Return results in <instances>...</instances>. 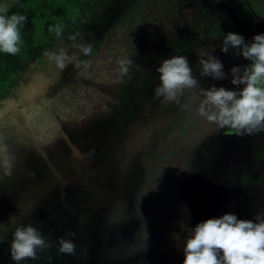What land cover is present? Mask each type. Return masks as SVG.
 <instances>
[{"label": "rangeland", "instance_id": "374dc122", "mask_svg": "<svg viewBox=\"0 0 264 264\" xmlns=\"http://www.w3.org/2000/svg\"><path fill=\"white\" fill-rule=\"evenodd\" d=\"M254 1L264 5V0ZM18 2L0 0V5L11 9ZM240 6V0H102L70 35L47 45L39 59L31 55L20 59L23 69L13 75L11 89L0 91V143L14 157L10 176L0 167V225H20L24 212L29 211L26 220L51 244L38 251L37 259L20 264H100L97 259L104 251L110 252L101 255L106 264H167L173 260L176 253L170 250L183 246L180 223V234L166 233L167 218L156 213L154 224L147 226L142 220L145 230L140 241L141 232L136 231L140 224L126 214L133 211L129 203H136L133 185L145 178L142 168L150 162L149 155L160 145L162 150L172 147L175 136H189L192 141L187 125L203 128L199 132L202 140L171 157L175 169L183 162L189 165L183 174L187 181L174 188L176 202H186V210L183 208L177 220L194 227L203 216L200 203L205 206L216 199L211 211L217 208L241 219L246 213V196L253 204L264 200L263 138L257 133L240 137L227 129L218 130L196 113L203 99L201 88L238 91L243 87L233 86L230 76L224 80L200 77L198 65V56L205 49L221 61L226 74L234 66L250 63L234 56L232 49L228 53L219 50L223 35L229 32L242 35L245 42L264 34V13L256 17L257 23ZM79 44L92 45L90 56H79L89 62L87 69L69 64L61 71L44 55L61 47L72 54L77 52L73 45ZM180 55L187 57L199 88L185 90L176 101L164 103L154 94L159 84L156 69L164 59ZM125 58L133 63L122 74L117 62ZM59 77L62 81L57 83ZM169 136L173 137L170 145L163 142ZM74 164L87 172L89 183L71 188L65 180L57 182ZM24 171L34 187L23 185L28 180L19 178ZM251 171L255 183L246 181ZM7 182L13 189L10 194L5 190ZM7 195L12 201H6ZM259 208L262 211L264 203ZM149 209L146 216L152 214ZM259 211L254 210L255 216ZM112 221L117 223L109 226ZM95 230L104 232L101 235ZM107 231L114 236L109 243ZM68 232L75 236H67ZM12 234L0 244V264H15L9 255ZM61 237L75 243L72 258L58 253ZM86 241L87 246L100 247L84 258L81 247ZM174 264H182V260H174Z\"/></svg>", "mask_w": 264, "mask_h": 264}, {"label": "clouds", "instance_id": "9594fccd", "mask_svg": "<svg viewBox=\"0 0 264 264\" xmlns=\"http://www.w3.org/2000/svg\"><path fill=\"white\" fill-rule=\"evenodd\" d=\"M26 20L25 15H9L8 7L0 5V53L17 55L21 51V29ZM49 31L59 37L62 29L56 25ZM71 39L75 40L76 37ZM73 46L77 52L72 54L61 47L44 55L61 71L69 64L87 69L89 62L80 60L79 56H90L92 45ZM229 49L233 50L234 56H240L250 63L234 66L226 74L221 61L205 49L198 56L199 76L211 77L213 80H224L230 76V83L237 88L242 85V89L233 91L216 86L207 90L201 88L203 99L196 113L214 124L218 130L227 129L236 136L264 132V34L254 35L250 42H245L244 37L237 33L224 34L219 50L228 53ZM117 63L121 73L127 74L133 62L125 58ZM156 71L159 84L154 94L162 98L164 103L176 101L185 90L199 88V82L184 55L164 59ZM13 161L14 157L8 155L7 145L0 143V167L4 169L5 176L11 175ZM182 230L186 233L182 246V264H264V218L257 217L254 222L237 219L234 214H224L219 218L199 222L191 228L183 225ZM66 235L74 237L75 233L68 232ZM175 239L178 240L179 236ZM49 247V240L36 227L21 224L12 234L9 255L15 264H20L24 260L37 259L38 251ZM75 250L76 245L72 239H58L59 254L74 255Z\"/></svg>", "mask_w": 264, "mask_h": 264}, {"label": "flooded vegetation", "instance_id": "af4514ba", "mask_svg": "<svg viewBox=\"0 0 264 264\" xmlns=\"http://www.w3.org/2000/svg\"><path fill=\"white\" fill-rule=\"evenodd\" d=\"M13 94H15V92ZM16 97H17V95H16ZM17 99H19V98L17 97ZM188 127L191 130L188 134H190L192 141H190L188 139L189 136L179 137L180 136L179 135V136H175V139H173L172 136H169L167 141H163V142L170 145V141L173 139L172 147H169V149H163L162 150V147H161L162 145H160L159 148L157 149V151L155 152V154L149 155L148 159L150 162H148L147 166L142 168L144 171L143 174L146 175L145 178L142 179L140 185H136L135 187L133 185V188H134L133 191L136 194V203H133V201L130 200L129 203H131V207H132L133 211L131 210V213H127L126 217L133 216L134 218L137 219L138 224L141 225V226L139 225L137 230H136L137 232H141L142 237H141L140 241H142L144 239L143 233L145 230V226L141 224L142 220L146 221L147 226L152 225L155 223L154 219H155L156 213L161 214V216L164 215L167 218V221H166L167 225L166 226H168V229H165V230H167L166 233L167 232L177 233V232H179L177 225L181 224V226H183L186 223V221L184 222V221H182V219H178V220L176 219L177 218L176 216L181 214L183 208L186 210V202L183 200V202H181L182 206L180 205L179 201L176 202L177 200L175 199L174 188H176L178 186V184H181L182 180H184L183 174H185V170H186L185 168L189 169V165L185 164L183 162L181 168L175 169L174 166H172V164H171L172 163L171 157L172 156L173 157L178 156L177 154L182 152L187 147V145L189 146V144H191L193 141L197 142L198 139L202 140L201 137H199L201 134L199 132L201 130H203V128L199 129L193 125H190V126L187 125V128ZM196 144H198V142ZM150 145H151V143H149L148 148L150 149V151H152ZM148 148H146L147 151H149ZM186 150H187V148H186ZM159 154H161L160 158H158ZM182 161H183V159H182ZM194 168L196 169V166ZM167 170H169L171 172L167 174ZM197 171H199V170L197 169ZM252 171L249 172V174L247 173V175L250 177L247 178V180H246V181L251 182V183L253 181H255L254 180L255 176L253 175ZM26 173L27 172H25V171L23 173H21V177H19V178H21V180H23V178H28V176H25ZM136 175L137 174L135 173L134 176H136ZM187 179L188 178H186L185 180L187 181ZM134 182H135V180H134ZM169 182L170 183L173 182V185L170 186L168 184ZM143 183H145V186H142ZM253 183H255V182H253ZM6 185L7 186H6L5 190L8 191V192L6 191L7 194H10V191L13 190L12 186L8 182L6 183ZM23 185H26V188L34 187V186H31V183L29 182V178H28L27 182H25ZM22 186L19 185L18 187L21 188ZM172 188H173V191H172ZM26 196L27 195H24V197H26ZM124 196L125 195H123V198H124ZM140 196H141V198H140ZM6 198H7L6 201H10V200L12 201L11 195L10 196L7 195ZM229 198L231 201L232 195H230ZM128 200L129 199H126L125 202H127ZM244 200H245L244 201V204H245L244 209L246 208V213H245V217L241 218L242 220H253L255 222V218L257 216H259L260 218H264V209L262 211H259L260 204L264 203L263 198L261 200V203L257 202V204H255V203L253 204V201L251 200V198H249V196H246L244 198ZM220 201H222L223 203L225 202L224 199H221ZM217 203H218V199H216V201H213V202L205 203L206 204L205 206L203 205V203H200L201 206L199 208H200L201 212H199V214H201L203 212V214H201L203 216L201 218L198 215L199 220H200L199 222H202V220L205 221L204 219L207 220V219H212V218H219L225 214L223 211H221L220 209H217V208H214L211 211V209H212V208H210L211 205H217ZM149 206L152 209V214H148L146 216V214L148 212L151 213ZM254 210H258L259 215L255 216ZM28 213H29V211L24 212V215L22 216V218H24L23 219L24 222H21V224H24V225L31 224L30 221L26 220L27 218H29L28 216L30 215V214L28 215ZM183 213H184V211H183ZM185 216H187L188 218L192 217L190 215H185ZM196 216H197V214H196ZM22 218H20V219L22 220ZM8 219H9V217H7V219H5V220H8ZM172 219L174 221L173 224L171 223ZM11 223L13 225L12 224L9 225L6 222V223L2 224L3 227H0V244L8 239L7 237H9V235L12 234L11 233L12 230H15L16 227L21 225V224L18 225L16 222H11ZM54 223H56V222H53L51 225H53ZM113 224H116V223H112V222L110 223V225H113ZM174 224H175V226H174ZM139 227L142 229L140 230ZM180 232L182 234L181 239L182 238L184 239L186 236V233L183 232V230H181ZM177 234H180V233H177ZM112 235H113V233H112ZM159 243H162V241L159 240ZM83 247L84 246L82 245V247H81L82 250H83ZM99 247L100 246H96V245L93 246L94 249H98ZM180 248L181 247L179 245V248L176 247V248L170 250V252L176 253V256L171 261H170V259L167 260V264H174V260H180V261L182 260L183 261V259H184L183 251L180 250ZM76 250H77V248H76ZM82 253H83V251H82ZM103 253L104 252H102V253L100 252V255L98 256V260H99L100 264L104 263V261L101 259V255ZM83 254L85 255V253H83ZM72 257H73V255L71 256V258ZM83 257H85V256H83ZM110 263H111V261L108 262V264H110ZM104 264H106V263H104Z\"/></svg>", "mask_w": 264, "mask_h": 264}, {"label": "trees", "instance_id": "16d2710c", "mask_svg": "<svg viewBox=\"0 0 264 264\" xmlns=\"http://www.w3.org/2000/svg\"><path fill=\"white\" fill-rule=\"evenodd\" d=\"M101 1L102 0H19L18 4L8 9L9 15L12 13L25 15L27 20L21 29V38L23 40L21 51L17 55L0 53V91L11 89V79L13 75L17 71L23 69L19 64L22 57L31 55L34 59H39L43 55L47 45L59 43L70 35L72 31L80 26L81 20L87 12L95 10L96 6H98ZM240 3L241 11L247 14L251 18V21H257L258 23L259 20H257L256 17H260V15L264 13V5L258 6L254 0H240ZM239 17L240 15L237 16L236 20H239ZM56 25H60L62 29L59 37L56 36L55 32L49 31L50 28ZM229 79H231V77ZM58 81H62L60 77L57 83ZM257 135L261 136L263 139L260 140L264 142V132H261V135L257 133ZM76 165L77 164H74L73 169H69V171H71L69 174H64L67 177L63 176V178L57 180V182L65 180L69 183L71 188L85 183L88 184L89 177H87V172L85 170H77L79 168H77ZM112 223L117 222L112 221ZM88 224L91 225L90 223ZM108 225L110 226V222ZM95 232L97 234L99 233L98 230H95ZM100 232L99 234L102 235L104 231ZM112 233L113 231L105 232L108 243L110 238L113 239L114 237ZM84 237L86 240L89 238L88 235ZM83 244L84 247L82 251H84L85 255L83 254L82 257L90 256L89 254L91 253L93 245L87 246V241ZM92 250L95 249L93 248ZM106 253L110 252L107 251Z\"/></svg>", "mask_w": 264, "mask_h": 264}, {"label": "bare ground", "instance_id": "6f19581e", "mask_svg": "<svg viewBox=\"0 0 264 264\" xmlns=\"http://www.w3.org/2000/svg\"><path fill=\"white\" fill-rule=\"evenodd\" d=\"M82 73V72H81Z\"/></svg>", "mask_w": 264, "mask_h": 264}]
</instances>
